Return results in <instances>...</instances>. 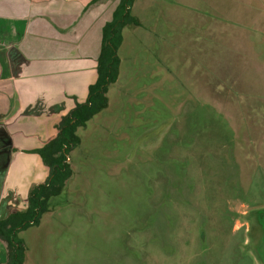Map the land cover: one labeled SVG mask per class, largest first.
Returning <instances> with one entry per match:
<instances>
[{"label":"rangeland","instance_id":"rangeland-1","mask_svg":"<svg viewBox=\"0 0 264 264\" xmlns=\"http://www.w3.org/2000/svg\"><path fill=\"white\" fill-rule=\"evenodd\" d=\"M134 1L30 264H264V0Z\"/></svg>","mask_w":264,"mask_h":264},{"label":"crops","instance_id":"crops-1","mask_svg":"<svg viewBox=\"0 0 264 264\" xmlns=\"http://www.w3.org/2000/svg\"><path fill=\"white\" fill-rule=\"evenodd\" d=\"M119 3L0 0V220L27 209L31 188L48 178V167L31 151L57 135L76 102H86L103 28ZM6 261L0 239V264Z\"/></svg>","mask_w":264,"mask_h":264},{"label":"trees","instance_id":"trees-1","mask_svg":"<svg viewBox=\"0 0 264 264\" xmlns=\"http://www.w3.org/2000/svg\"><path fill=\"white\" fill-rule=\"evenodd\" d=\"M133 3L134 0H120L113 19L103 28L102 50L97 60V80L90 85L86 102H76V106L57 125V135L43 147L31 151L41 156L49 169V176L45 182L31 188L27 209L11 213L6 219L0 220V239L7 251L5 264H25L26 247L19 233L39 225L42 216L49 210V200L63 192L72 175L68 157L80 143L78 129L86 127L89 121L108 107L107 93L119 75V48L123 42V29L138 24L132 15Z\"/></svg>","mask_w":264,"mask_h":264}]
</instances>
